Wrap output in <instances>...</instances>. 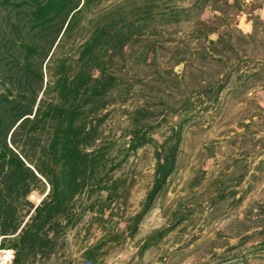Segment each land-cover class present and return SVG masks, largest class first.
I'll use <instances>...</instances> for the list:
<instances>
[{
    "label": "trees",
    "instance_id": "16d2710c",
    "mask_svg": "<svg viewBox=\"0 0 264 264\" xmlns=\"http://www.w3.org/2000/svg\"><path fill=\"white\" fill-rule=\"evenodd\" d=\"M160 1L128 0L93 13L104 0H0V247L15 250L13 264L48 262L90 211L99 210L101 221L110 220L126 191V179L116 172L140 149L152 146L154 183L142 211L127 226L135 237L177 169L185 130L201 112H217L224 94L246 93L258 84L264 88V62L236 52L221 79L181 99L178 107L131 113L133 125L120 135L128 143L120 147L115 139H103L104 111L117 102L122 83L115 60L155 23ZM171 15L180 18L179 11ZM201 24V37L215 46L223 41L220 24ZM212 33H218L217 40L210 39ZM222 47L213 56L224 60L233 46ZM163 126L168 130L159 141ZM230 185L223 183L215 199L240 202L243 197L236 199ZM36 192L43 195L37 205L29 199ZM259 208L264 216V205ZM263 220L261 229L245 238L258 239L253 252L264 250ZM175 224L149 235L140 254L159 245ZM103 246L87 249L83 258L98 264ZM238 248L223 253L221 263L243 258Z\"/></svg>",
    "mask_w": 264,
    "mask_h": 264
},
{
    "label": "rangeland",
    "instance_id": "374dc122",
    "mask_svg": "<svg viewBox=\"0 0 264 264\" xmlns=\"http://www.w3.org/2000/svg\"><path fill=\"white\" fill-rule=\"evenodd\" d=\"M127 1L104 0L93 13ZM160 2L157 20L142 40L115 60L122 83L115 92L117 102L104 111L108 115L102 137L117 140L120 147L128 143L129 138L120 135L133 125L130 115L135 110L159 114L167 106L178 107L181 99L221 79L236 52L264 62V0ZM171 11H179L180 18L172 19ZM203 21L221 25L224 38L217 46L199 35ZM88 32L89 25L81 42ZM210 39L217 40L218 33ZM225 43L233 46L228 57L213 56ZM152 47L155 50L145 58ZM262 87L224 94L217 112H201L185 130L177 169L135 237L128 235L127 226L142 211L154 183L152 146L140 149L116 172L126 179V191L112 218L101 221L99 210L88 212L45 264H90L83 253L101 242L98 264H264V250L253 252L258 239H245L261 229L264 217L259 208L264 205V110L258 107H264ZM244 122L251 126L243 128ZM167 130L163 126L156 138L162 141ZM223 183H231L230 191L243 199H215ZM42 198L36 192L29 199L37 205ZM174 223L179 224L159 245L140 254L149 235ZM232 247H239L244 257L221 263L222 254Z\"/></svg>",
    "mask_w": 264,
    "mask_h": 264
},
{
    "label": "built area",
    "instance_id": "2783aa9c",
    "mask_svg": "<svg viewBox=\"0 0 264 264\" xmlns=\"http://www.w3.org/2000/svg\"><path fill=\"white\" fill-rule=\"evenodd\" d=\"M15 256V250L0 247V264H13Z\"/></svg>",
    "mask_w": 264,
    "mask_h": 264
}]
</instances>
